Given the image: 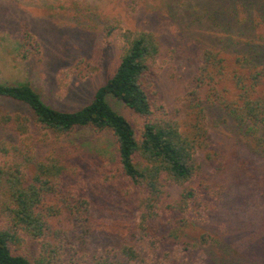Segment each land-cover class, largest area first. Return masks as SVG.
Instances as JSON below:
<instances>
[{"label": "trees", "instance_id": "1", "mask_svg": "<svg viewBox=\"0 0 264 264\" xmlns=\"http://www.w3.org/2000/svg\"><path fill=\"white\" fill-rule=\"evenodd\" d=\"M233 6L243 17L247 15V22L258 18L264 24V0H232L222 12L227 18ZM22 36L20 47L26 58L34 42L27 27ZM117 37L124 40L118 65L89 103L77 110L48 106L28 83H0V98L25 105L39 132L57 138L82 129L109 132L116 156L111 164L87 160L73 149L52 147L36 160L32 138L24 136L25 124L4 117L3 124L19 140L15 145L0 143L8 157L0 166V181L8 187L7 202L1 203L0 210L4 219L0 223V264L208 263L202 252L195 251V243L182 239L200 215L204 190L187 186L175 200H169L168 193L171 184L183 185L196 173V154L207 137L203 111L194 106V120L181 126L157 103L158 41L150 33L130 37L114 25L103 27L102 38L107 43ZM251 44L248 51L229 58L203 49L196 64V81L197 87L220 90L224 97L219 95L217 102L248 136L253 153L264 159V34ZM110 97L131 110L139 120L138 129L112 109ZM39 143L44 144L41 139ZM18 157L21 162L15 161ZM28 164L33 165L30 176L26 175ZM238 218L241 224L243 219ZM105 221L114 229L121 228L112 235V230H105ZM233 234L228 228L221 256L210 264H259L258 248L234 246ZM25 236L38 245L32 262L22 250ZM101 236L106 240L101 241ZM261 249L264 252L263 244Z\"/></svg>", "mask_w": 264, "mask_h": 264}, {"label": "rangeland", "instance_id": "2", "mask_svg": "<svg viewBox=\"0 0 264 264\" xmlns=\"http://www.w3.org/2000/svg\"><path fill=\"white\" fill-rule=\"evenodd\" d=\"M231 1L0 0V83H28L39 91L48 106L74 111L89 103L95 90L111 77L118 65L124 40L117 37L107 43L102 38L103 27L114 25L130 37L140 32L152 34L160 49V69L154 82L157 103L181 126L194 120L193 108L199 106L207 132L205 145L196 154L194 177L183 185L168 187L169 200L177 199L187 186L204 190L200 215L182 239L190 245L195 243V251L202 252L210 264L221 256L231 228L234 246L245 249L249 244V250L258 248L257 262L264 264L261 249L264 246L261 235L264 232L261 219L264 216V159L253 153L248 136L217 102L219 95L224 97L220 90L197 87L196 81V64L203 49L227 58L235 57L248 51V46L264 34L260 19L249 23L245 20L247 15H240L234 6L227 18L222 12ZM221 4L225 6L223 10ZM238 7L236 4V10ZM25 27L34 43L23 58L20 44ZM108 103L138 129L139 120L131 110L111 97ZM4 117L18 118L25 124L24 136L32 138L36 160L55 147L73 149L87 160L111 164L116 161L115 144L109 132L95 134L82 129L57 138L33 127L25 105L4 98H0L2 144L15 145L19 140L18 134L3 124ZM15 161L21 162L20 157ZM4 162H8V157L0 147V166ZM32 173L33 165L28 164L26 175ZM7 195L8 187L0 181V210L1 203L7 202ZM2 216L0 213L1 224ZM238 217L243 219L241 224ZM104 225L107 232L112 230V235L121 228L114 229L108 221ZM24 240L22 250L32 262L38 245L28 236ZM100 240L106 238L101 236ZM229 256L233 257L232 253Z\"/></svg>", "mask_w": 264, "mask_h": 264}]
</instances>
